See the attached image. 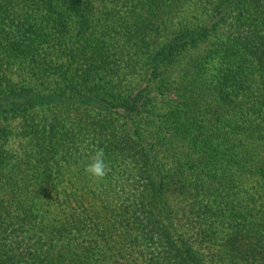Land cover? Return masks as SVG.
<instances>
[{
    "label": "trees",
    "instance_id": "trees-1",
    "mask_svg": "<svg viewBox=\"0 0 264 264\" xmlns=\"http://www.w3.org/2000/svg\"><path fill=\"white\" fill-rule=\"evenodd\" d=\"M0 264H264V0H0Z\"/></svg>",
    "mask_w": 264,
    "mask_h": 264
},
{
    "label": "clouds",
    "instance_id": "clouds-1",
    "mask_svg": "<svg viewBox=\"0 0 264 264\" xmlns=\"http://www.w3.org/2000/svg\"><path fill=\"white\" fill-rule=\"evenodd\" d=\"M89 163L84 167L85 175L93 182L99 183L111 171L108 162L105 159V153L102 148H97L88 157Z\"/></svg>",
    "mask_w": 264,
    "mask_h": 264
},
{
    "label": "rangeland",
    "instance_id": "rangeland-1",
    "mask_svg": "<svg viewBox=\"0 0 264 264\" xmlns=\"http://www.w3.org/2000/svg\"><path fill=\"white\" fill-rule=\"evenodd\" d=\"M85 145H86V142H84V143H82V144H76L75 146H74V148L71 150V151H69L70 153H71V155H72V157L75 155V156H78L79 158H85V157H87L86 156V152L88 151V150H90V149H93V150H96L97 148L96 147H94V146H88V149H86V151H84L85 153H84V155H85V157L81 154V152L85 149ZM79 147V148H78ZM76 149V150H75ZM76 153V154H75ZM83 153V152H82ZM111 180H112V185H111V187H113V186H117V185H120L121 183H120V181H121V178H120V175L118 174V173H115V175H114V177L112 176V178H111ZM119 186H117L116 187V189H115V191L117 192V195L116 196H119V195H121L122 197L121 198H124V196L126 197L127 195L128 196H130V194L132 193V191H130L129 193H128V189H127V192H125L124 193V195H123V192H121V190L120 189H117ZM241 187H243V188H249L250 187V183H248V182H244V183H242L241 184ZM115 195H113L112 196V200H111V202H112V204L113 203H115V208H116V211H118V210H120V208H121V204H120V201H118V199L116 198V197H114Z\"/></svg>",
    "mask_w": 264,
    "mask_h": 264
}]
</instances>
